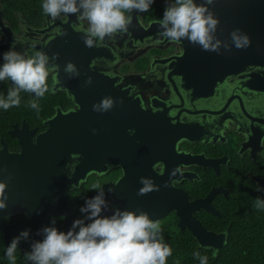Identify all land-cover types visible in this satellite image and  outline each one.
Segmentation results:
<instances>
[{
  "label": "flooded vegetation",
  "instance_id": "1",
  "mask_svg": "<svg viewBox=\"0 0 264 264\" xmlns=\"http://www.w3.org/2000/svg\"><path fill=\"white\" fill-rule=\"evenodd\" d=\"M162 3L163 6L147 12H137V20L133 19L126 33L106 38L99 47L93 48L85 46L83 34L77 29L86 27V22L78 21L76 15H62L52 20L45 14L41 23H33L19 11L7 12L0 3V65L3 53L10 48L29 55L33 51H44L49 57L59 53L60 58L66 49L57 51L54 38L61 35V29L67 32L65 43L78 41L82 49L78 56L70 53L66 61L77 66L80 76L69 79L62 70L66 77L59 84L57 72L50 73L49 91L37 101L39 113L29 107L34 94L26 92L20 93L18 107L0 109V149L5 147L9 153H20L23 151L20 137L27 134L34 142L32 146L38 148V136L48 129V120L56 117L59 111L69 113L82 107L83 115H96L97 120L93 127L86 128L90 130L89 135L83 130L78 143L72 139L73 146L70 137L66 138L71 152L65 174L68 179L78 180L77 184L71 182L65 203L72 224L82 218L80 208L85 199L97 193V185L104 188L111 206L120 208L121 200L130 211H149L154 205H151L152 199H164L163 208L172 205V201L165 199L169 191V185L164 186L166 181L182 193L179 198L181 213L188 211L185 199L190 202L207 199L214 191L207 206L192 211L202 230L214 234L211 245H203L187 224L180 225L181 217L176 208H169L157 219L166 244L171 247L170 239L174 237L180 238L179 245L189 244L183 237L188 232L196 252L209 259V256H218L235 239L232 232H237L240 240L246 238L245 222L249 221L246 215L254 213L257 198L264 199V91L250 86V83L257 84L254 75L261 74L263 68L250 65L228 75L216 84L210 96H188L175 76L171 79L166 76L167 64L161 61L170 55H181L179 44L163 50L160 47L165 43L146 35L148 25L162 19L159 9L165 8V0ZM88 59V65L79 67ZM94 71L99 73L98 77ZM249 75L252 79L247 83ZM88 77H92V84L85 86ZM10 87V81L0 82V97H6ZM96 92L103 96L94 99ZM76 93L80 95L81 106L75 102ZM105 96L117 101L115 107L106 113L94 112L92 105ZM121 98L124 103L119 106ZM135 109H139V125L133 120L131 126H125L128 122L125 116ZM145 109L156 115L147 118L142 112ZM177 123L184 124L185 128L174 127ZM182 131L186 135L179 136ZM187 155H203V162H188ZM40 157L49 158L50 155L41 154ZM152 158L159 160L152 163ZM167 165L178 169L175 175H150L151 169L163 174ZM142 177L151 179L159 190L137 195L143 187ZM110 186L115 187V192H108ZM54 202H61L60 198ZM44 214L42 228L55 220L59 230L67 231L64 214L56 216L49 211ZM4 221L13 225L16 236L31 229L33 240L42 239L36 233L34 222L24 212L7 215ZM11 240L0 231V264H10L5 253ZM30 245L31 240L20 242L16 264H29L24 253L31 250Z\"/></svg>",
  "mask_w": 264,
  "mask_h": 264
},
{
  "label": "clouds",
  "instance_id": "2",
  "mask_svg": "<svg viewBox=\"0 0 264 264\" xmlns=\"http://www.w3.org/2000/svg\"><path fill=\"white\" fill-rule=\"evenodd\" d=\"M154 3L155 0H44L42 8L52 20L73 14L78 21L86 22V27L77 30L83 34L85 46L93 48L99 47L106 38L126 33L133 24L132 13L147 12ZM214 5L215 0H202L201 3L197 0H165L163 17L158 22L161 35L178 44L187 40L203 51L217 54H221V49L231 52L233 46L241 50L250 47V37L239 28L231 31L229 39L221 40L217 36L220 20L213 10ZM61 35L66 36L67 32ZM58 58L59 53L49 57L44 51H33L29 55L10 48L4 52L0 82L10 81L11 87L6 97H0V109L18 107L20 93L26 92L34 94L29 107L39 113L37 101L49 91L48 77L59 68ZM63 71L69 79L81 74L71 61L66 63ZM91 84L92 77H88L85 86ZM116 103L113 97L105 96L92 105V110L106 113ZM119 103L123 105L122 98ZM176 171L178 169L171 175ZM7 172V167H0V174ZM140 183L143 187L137 193L139 196L159 190L151 179L142 177ZM164 186H168L167 181ZM7 188L8 181H0V210L8 207ZM96 189L97 194L85 199L80 208L82 218L74 220L68 231L59 230L52 220L50 226L37 232L42 236L41 240L32 239L31 229L14 237L5 253L10 264H16L18 245L27 240H31V250L24 253V258L29 264H166L172 249L164 242L159 221L151 219L149 213L141 209L116 208L111 215H103L109 210V201L103 187L97 185ZM108 192H114V188H109ZM255 207L264 208V200L257 198ZM194 256L200 264H208L207 256H201L199 252Z\"/></svg>",
  "mask_w": 264,
  "mask_h": 264
},
{
  "label": "water",
  "instance_id": "3",
  "mask_svg": "<svg viewBox=\"0 0 264 264\" xmlns=\"http://www.w3.org/2000/svg\"><path fill=\"white\" fill-rule=\"evenodd\" d=\"M201 2L202 0H197V3ZM213 10L220 20L217 36L221 40L229 39L231 31L239 28L250 37L251 46L242 50L236 49L233 46L231 52H226L224 49H221V54H217L215 52L203 51L199 46H194L187 40H184L179 43L183 51L181 55H170L161 60L167 64L166 76L169 79L175 76L179 81L180 87L188 92V96L200 98L212 95L216 84L222 82L228 75L236 74L247 66L255 65L263 68V71L261 74L254 75L257 84L250 83V86L264 91V0H215ZM132 15L133 19L137 20V12H133ZM158 22L153 21L148 25L146 35L151 39L165 43L160 49H169V47L176 43L169 41L161 35ZM60 32L64 33L65 31L61 29ZM65 39L66 36L62 35L54 38V41L57 43V51L59 49H66L63 50V56H60L57 60L60 63V69H56V78L59 84H62L66 77L61 68L62 65H65L69 54L74 53L75 56H78L82 52L78 41H72L71 44H67L64 42ZM87 54L90 53L87 51ZM88 63L89 59L85 63L79 64V67L88 65ZM94 74L98 77L99 73L94 71ZM103 77L110 78L107 75H103ZM250 79L252 78L249 75L247 83ZM102 96L103 93L96 92L94 99ZM75 102L81 106L80 95L78 93L75 94ZM119 106H121L120 103ZM136 106L139 108L137 103ZM81 108L69 113L59 111L56 117L48 120L46 122L48 129L38 136L36 142L38 143V148L32 146L34 142L31 140L29 134H27L26 136L20 137L23 143V151L20 153H9L5 147L0 149V167H7L8 169L7 173L0 174V181H8V188L6 189L9 197L7 201L8 207L7 209L0 210V231L6 239L16 237V233L13 231V225H8L4 221L5 216L13 213L24 212L27 214L35 224L36 233L42 229V222L46 218L45 211H49L56 216L64 214L67 231L71 228L72 221L70 220L68 212L65 211V203L68 199L71 182L77 184L78 180L74 178L68 179L65 174V164L69 160V153L71 152V149H68L66 146V138L68 136L70 137V143L73 146L72 139L77 140L78 143L79 135L83 130L86 135H89L90 130L86 128L93 127L97 120L96 115H83ZM142 112L147 118H153L156 115L152 111L148 113L146 109L142 110ZM138 113L139 109H135L132 114H127L125 118L128 119V122L125 126H131L133 120L139 125ZM176 126L182 130L185 128L184 124L179 125L177 123L174 127ZM183 135H186L184 131L179 134V136ZM262 137H264V129L262 131ZM23 138L29 139L23 140ZM41 154H48L50 157H40ZM152 159V163L159 160ZM197 161L202 163L203 155L189 156L188 162ZM171 170L173 172L174 168L167 165L163 174H159L151 169L150 175L152 177L168 176L171 175ZM9 175L11 179H9ZM167 182L169 191L167 192L166 198H164L167 202L172 201L173 203L172 205L167 204L168 206L163 208L162 202L164 199H152L151 205H154L149 211H146L149 213L150 218L157 220L165 212H168L169 208H176L181 217L180 225L184 226V223L187 224L189 230L200 238V242L203 245H211L214 234L202 230V226L192 214V211L200 209L202 205L207 206V201L214 194V191L211 192L207 199L203 200L190 202L184 198L188 205V211L181 213L182 206L179 205V198L182 193L172 188L169 181ZM109 188H114L115 192V187L110 186ZM96 194H93L92 197ZM57 195L60 197H53ZM59 198L61 202H54ZM131 201L132 199H130ZM119 206L121 210L126 209L125 204L121 200H119ZM116 208L118 206H111L110 200L109 210L102 214L111 215L112 211ZM208 209L210 208L208 207Z\"/></svg>",
  "mask_w": 264,
  "mask_h": 264
},
{
  "label": "trees",
  "instance_id": "4",
  "mask_svg": "<svg viewBox=\"0 0 264 264\" xmlns=\"http://www.w3.org/2000/svg\"><path fill=\"white\" fill-rule=\"evenodd\" d=\"M0 3L7 12L19 11L33 23H41L45 17L42 8L44 0H0ZM158 6H163L162 0H155L150 9ZM163 12L161 7V18ZM246 216L249 218V221L245 222L246 238L240 240L237 232H232L236 236L235 239L227 248L221 250L218 256H209L208 264H264V208H255L254 213L250 212ZM190 236L188 232L183 235L184 240L189 241L187 245H179L177 241L180 238L170 239L172 255L168 257L166 264H200L199 259L194 256L196 248L190 243ZM200 255L204 256L202 253Z\"/></svg>",
  "mask_w": 264,
  "mask_h": 264
}]
</instances>
